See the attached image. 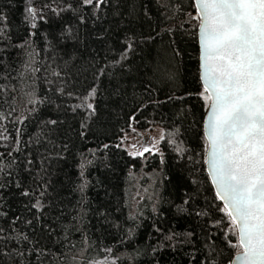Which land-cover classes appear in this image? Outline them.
Instances as JSON below:
<instances>
[{
    "label": "trees",
    "instance_id": "1",
    "mask_svg": "<svg viewBox=\"0 0 264 264\" xmlns=\"http://www.w3.org/2000/svg\"><path fill=\"white\" fill-rule=\"evenodd\" d=\"M198 24L195 0H0V264L231 263Z\"/></svg>",
    "mask_w": 264,
    "mask_h": 264
},
{
    "label": "snow or ice",
    "instance_id": "2",
    "mask_svg": "<svg viewBox=\"0 0 264 264\" xmlns=\"http://www.w3.org/2000/svg\"><path fill=\"white\" fill-rule=\"evenodd\" d=\"M196 7L203 21L204 92L211 94L204 98L212 102V183L229 231L238 233V258L264 264V0H196Z\"/></svg>",
    "mask_w": 264,
    "mask_h": 264
},
{
    "label": "water",
    "instance_id": "3",
    "mask_svg": "<svg viewBox=\"0 0 264 264\" xmlns=\"http://www.w3.org/2000/svg\"><path fill=\"white\" fill-rule=\"evenodd\" d=\"M195 6H196V0H195ZM196 10H197L198 15H199L198 39H199V49H200V55H199V58H200V78H201V82H202L203 87H204V83H203V67H202V65H203V60H202V46H201V43H200V25L202 24L203 21H202V18L200 17V10H199V8L196 7ZM206 94H208L209 96L211 95L210 93H206ZM211 103L212 102L210 100L209 101L208 108H207L206 113H205V116H204L203 128H204V134H205V137H206V140H207V148H206V169H207L208 175L210 177V180L212 182L211 173L209 171V164H208L209 143H208V139H207V124H208V117H209V115L211 113ZM213 186H214V189L216 191V188H215V185L214 184H213ZM242 252H243V248L241 250H239L238 252H236L235 255L232 257L230 264H242V261L238 258V257L241 256Z\"/></svg>",
    "mask_w": 264,
    "mask_h": 264
},
{
    "label": "rangeland",
    "instance_id": "4",
    "mask_svg": "<svg viewBox=\"0 0 264 264\" xmlns=\"http://www.w3.org/2000/svg\"><path fill=\"white\" fill-rule=\"evenodd\" d=\"M33 9L34 10V15L30 14L28 9ZM27 13L28 15L31 17V18H36L39 16L40 14V11L34 7V3L32 1H30L28 3V8H27ZM158 135V140L160 139L161 135H162V130L159 129L158 132L156 133ZM132 135V132H127L126 134V141H129V137ZM93 264H98V263H93ZM104 264H114L113 262H104Z\"/></svg>",
    "mask_w": 264,
    "mask_h": 264
}]
</instances>
